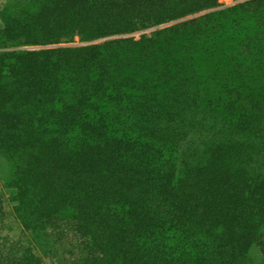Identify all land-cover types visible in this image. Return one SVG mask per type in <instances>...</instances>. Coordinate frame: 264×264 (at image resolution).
Listing matches in <instances>:
<instances>
[{"label": "trees", "instance_id": "1", "mask_svg": "<svg viewBox=\"0 0 264 264\" xmlns=\"http://www.w3.org/2000/svg\"><path fill=\"white\" fill-rule=\"evenodd\" d=\"M6 0L0 264H264V0ZM203 11L210 14L123 38Z\"/></svg>", "mask_w": 264, "mask_h": 264}, {"label": "rangeland", "instance_id": "2", "mask_svg": "<svg viewBox=\"0 0 264 264\" xmlns=\"http://www.w3.org/2000/svg\"><path fill=\"white\" fill-rule=\"evenodd\" d=\"M6 0H0V7L1 5H3L5 3ZM250 1H255V0H217V10H223V9H227V8H232L235 6H239L242 4H246ZM212 11H203L200 12L196 15H192L183 19H180L178 21L166 24L164 26H160L158 28H152L149 30H145L136 34H132L129 36H125L123 38H133L135 40H139L140 38H149L152 36V34L154 32H156L159 29H163V28H167V27H171L174 25H183L186 24L194 19L200 18L202 16H205L207 14H210ZM114 40V39H119V38H106V39H100V40H96V41H91V42H81L79 41V39L75 38L73 40V42L71 43H52V44H42V45H24V43H19L16 46L13 47H9V48H5L3 46L0 45V54L4 53L6 51H30V50H44V49H53V48H57V47H67V46H72V47H89L92 45H99L104 43L107 40ZM2 181H1V176H0V188L2 187Z\"/></svg>", "mask_w": 264, "mask_h": 264}]
</instances>
